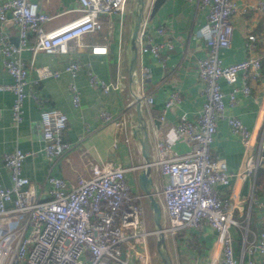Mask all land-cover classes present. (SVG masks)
I'll return each mask as SVG.
<instances>
[{
    "label": "built area",
    "instance_id": "obj_1",
    "mask_svg": "<svg viewBox=\"0 0 264 264\" xmlns=\"http://www.w3.org/2000/svg\"><path fill=\"white\" fill-rule=\"evenodd\" d=\"M79 1L83 12L81 17L57 29L45 31L44 24L52 16L42 11L38 3L32 0H0V55L4 69L13 78L9 84H0V90L11 91L15 96L12 113L17 124L23 121L24 102L28 96L29 68L23 57L25 50L66 54L72 41L100 31L104 26V17L120 15L124 24L129 0ZM200 2L207 9V22L200 37L205 39L208 49L206 55L197 58L195 63L203 83L205 101L195 119L190 120L183 115L174 127L175 141L190 144V151L175 155L173 141L156 142L159 157L151 161V167H159L166 180L153 193L162 207L164 234L167 239L171 238L174 246L178 245L180 238L187 237V232L210 227L217 233V243L221 246L220 259L214 264H242L236 256L232 230L237 228L242 231L244 225L234 216V205L230 199L223 198L218 189L219 186H229L235 175L224 158L213 155L212 144L219 120L227 119L232 132L240 136L245 146L244 172L250 175L260 168L264 169V140L260 142L256 155L253 132L239 117L227 113L226 94L220 84L222 78L234 84L239 72L246 74L259 70L262 57L250 55L237 63L224 65L220 52L232 44L235 30L232 18L238 6L234 0ZM258 8L264 12V0H260ZM9 24L18 28L16 42L11 41L4 30ZM147 25L148 21L143 18L138 50L161 59L165 67L163 53L175 48V39L167 26L160 25L156 32L165 38L156 42L148 35ZM31 39H34L33 45ZM255 39V35L248 36V48H254ZM91 51L106 55L108 47L92 45ZM80 69L81 64L75 61L64 68L73 79L69 90L75 107L81 104V93L75 81ZM62 72L48 66L39 68L42 78L59 77ZM87 75L90 85L100 87L104 92H122L126 88L125 76L121 72L115 81H106L91 69H88ZM150 76L149 68L145 67L132 105L135 106L137 98L149 108L155 104L154 95L143 90ZM241 90L248 95L251 88L246 83ZM237 91L239 89L234 88L230 93L232 102L236 101ZM33 96L37 102H43L40 95L33 93ZM181 102L179 91L170 92L158 119L166 121L165 111ZM100 116L104 121L123 126L128 141L125 119H116L108 111H103ZM41 121L44 153L53 163L65 157L73 146L64 137L68 116L58 108H44ZM28 155L29 152L21 148L3 154L11 185L0 183V264H150L148 237L155 232L146 229L143 220L147 196L143 191L133 189L126 177L128 171L144 169L145 165L124 166L112 162L95 165L93 175L81 178L74 187L64 177L49 173L50 198L42 199L31 180L23 174ZM255 198L256 187L253 185L248 199ZM246 220L242 258L248 253V264H254V254H261L264 264V231L254 232L250 238L249 216Z\"/></svg>",
    "mask_w": 264,
    "mask_h": 264
},
{
    "label": "crops",
    "instance_id": "obj_2",
    "mask_svg": "<svg viewBox=\"0 0 264 264\" xmlns=\"http://www.w3.org/2000/svg\"><path fill=\"white\" fill-rule=\"evenodd\" d=\"M32 1L38 3L42 11L52 16L44 24L45 31L62 27L83 14L79 0ZM154 1H146L144 20L148 21L147 33L156 42H161L165 37L159 35L156 28L160 25L167 26L175 39V48L163 53L165 67L161 59L150 53H140L138 50L137 69L133 80L130 72L132 52L130 39L138 0L128 1L124 24L121 23L120 15L104 17V26L100 31L86 34L78 41H72L71 48L66 54L34 52L32 49L24 51L23 57L29 68V84L21 123L17 124L13 118L14 94L8 90H0L2 185H11L8 171L4 166L3 154L16 148L29 152L24 161L23 174L31 180L42 199L50 198L47 184L49 173L64 177L74 187L81 178L93 175L95 165L101 166L106 162L124 166L145 165L141 142L134 135V130L138 127L137 110L131 104L134 93L140 89L139 83L145 67L149 68L151 76L145 81L143 90L155 97V104L152 107L149 108L145 103L142 106L149 133L151 161L154 162L159 157L156 150L158 140L173 141L175 155L190 151V144L175 141L174 127L183 115L190 120L195 119L205 101L203 83L198 76L195 60L204 57L208 49L205 39L200 37L201 30L207 22V9L201 5L200 0H166L151 17L150 5ZM234 1L238 6L232 18L235 30L231 46L220 52L223 64L230 65L250 55H258L262 57V67L246 74L239 72L234 84H230L224 78L220 79V84L226 94L227 113L239 117L253 132L257 155L260 142L264 140V12L258 8L260 0ZM4 30L11 41H17L18 28L15 24L6 25ZM249 35L256 36L254 48L251 49L246 45ZM30 43L33 45L34 39H31ZM92 45H105L108 47V53L94 54L91 51ZM72 61L81 64L75 78L81 93L79 107L73 105L69 90V84L73 79L64 71L65 66ZM43 66L63 72L59 77L42 78L39 75V68ZM88 69L106 81H115L121 72L125 76V90L104 92L100 87L91 86L87 75ZM12 80V76L3 67L0 55V84H9ZM246 83L251 88L248 95L241 90ZM234 88H238L239 91L236 92V101L232 102L230 93ZM172 91L180 92L182 102L173 109H167L166 121L161 122L158 115L164 111L167 96ZM33 93L40 95L43 102H37ZM50 107L58 108L67 114L68 125L64 137L73 145L65 157L53 163L44 153L45 142L41 121V111ZM103 111L112 113L116 119H125L128 126V141L123 126H117L115 122H107L101 118L100 114ZM212 152L214 156L224 158L230 171L235 175L229 186H219L218 189L220 195L230 199L234 205V216L243 222L242 231L236 228L232 232L236 256L242 260V264H248V253L242 258L244 249L242 236L246 231L247 216L250 238L254 232L264 231V169L260 168L250 175L244 172L245 146L240 136L232 132L227 119H220L218 122ZM142 170L141 168L128 171L126 174L133 189L141 190L139 175ZM152 176L154 192L166 179L156 166L152 169ZM253 185L256 187L257 199L251 200L248 197L252 194ZM243 199L248 200L242 201ZM146 201L150 208L148 198ZM186 236L180 238L177 246L171 244L172 247H168L173 264H214L220 259L221 246L217 243V233L210 227L189 231ZM149 245L151 253L153 243ZM253 259L254 264H263L261 254H254Z\"/></svg>",
    "mask_w": 264,
    "mask_h": 264
},
{
    "label": "water",
    "instance_id": "obj_3",
    "mask_svg": "<svg viewBox=\"0 0 264 264\" xmlns=\"http://www.w3.org/2000/svg\"><path fill=\"white\" fill-rule=\"evenodd\" d=\"M147 0H138V9L134 18L132 34H131V58H130V72H131V80L134 79L136 69H137V60H138V37L140 27L144 18L145 6ZM166 0H155L153 3L151 17H153L159 8L164 4ZM142 100L137 98L135 101V107L137 110V121L138 127L134 130V135L139 139L142 145V153L145 158V168L141 171L139 175V186L140 189L145 193L149 202L150 208L153 212V219L156 225V228L153 229L156 239V248L157 253L159 254L161 261L163 264H173L170 253L168 252V243L167 238L163 231V211L160 203L154 196L152 191V186L154 184L153 176H152V167H151V152H150V140L149 133L147 128V122L144 118V114L142 111ZM158 122V121H157ZM125 253L123 254V257Z\"/></svg>",
    "mask_w": 264,
    "mask_h": 264
},
{
    "label": "rangeland",
    "instance_id": "obj_4",
    "mask_svg": "<svg viewBox=\"0 0 264 264\" xmlns=\"http://www.w3.org/2000/svg\"><path fill=\"white\" fill-rule=\"evenodd\" d=\"M145 209H146V211H145L143 220H144L146 229L150 230V229L156 228V225H155L154 219H153V212L149 208V204H148L147 201L145 202ZM163 220H164V218H163ZM156 239H157V236L155 234H153V235H151V236L148 237V244L153 243V246H152V249H151V253H150V264H163L161 262V258L159 256V254L157 253V249L155 247V245H156ZM167 241H168L167 242L168 243V247H170L171 244H173L171 242V238L170 239L168 238ZM170 250L172 251V248Z\"/></svg>",
    "mask_w": 264,
    "mask_h": 264
},
{
    "label": "trees",
    "instance_id": "obj_5",
    "mask_svg": "<svg viewBox=\"0 0 264 264\" xmlns=\"http://www.w3.org/2000/svg\"><path fill=\"white\" fill-rule=\"evenodd\" d=\"M252 221V220H251ZM251 221H250V226H251Z\"/></svg>",
    "mask_w": 264,
    "mask_h": 264
}]
</instances>
